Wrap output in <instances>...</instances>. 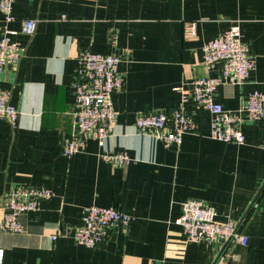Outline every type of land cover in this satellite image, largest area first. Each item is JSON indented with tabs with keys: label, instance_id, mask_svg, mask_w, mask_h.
<instances>
[{
	"label": "crops",
	"instance_id": "crops-1",
	"mask_svg": "<svg viewBox=\"0 0 264 264\" xmlns=\"http://www.w3.org/2000/svg\"><path fill=\"white\" fill-rule=\"evenodd\" d=\"M13 15L7 23L0 11V39L14 32L25 52L17 70L0 76L20 113L15 126L0 119V194L23 185L52 197L22 217V233L0 232L1 264H264L262 123L244 116L243 145L216 141L212 113L189 101L198 128L181 145L136 126L142 113L172 112L196 77L222 76V63L203 65L202 48L233 25L256 69L244 85H220L216 100L237 113L250 93H264V0H15ZM26 20L37 22L32 37ZM186 21L198 22L197 38L184 39ZM83 50L119 57L123 85L112 96V136L103 145L87 137L68 157ZM120 152L131 162L104 160ZM189 201L213 207L222 223L244 225L248 245L191 241L177 224ZM93 205L118 207L133 220L88 248L75 233Z\"/></svg>",
	"mask_w": 264,
	"mask_h": 264
},
{
	"label": "built area",
	"instance_id": "built-area-1",
	"mask_svg": "<svg viewBox=\"0 0 264 264\" xmlns=\"http://www.w3.org/2000/svg\"><path fill=\"white\" fill-rule=\"evenodd\" d=\"M14 1L0 0V11L7 23L15 20ZM36 28L35 20H26L23 23V32L29 37L35 34ZM13 35L14 32L5 31L0 39V76L10 69L17 70L25 52L24 47L13 40ZM197 36L198 22L186 21L183 26L184 39L193 40ZM202 62L206 68L222 63V76L196 77L191 82V89H182L181 101L170 113L140 114L136 126L141 134L162 141L167 146L181 145L184 135L196 133L198 128L194 116L187 109L189 101L212 113L211 138L216 141L243 145L246 142V136L241 129L244 116L246 120L262 123L264 132V93H250L237 113L226 110L216 100L215 94L220 85H244L256 69V61L241 39L240 27L233 25L219 37L206 42L202 48ZM120 63V58L113 55H101L89 50L80 52L74 85L72 138L63 147L64 155L71 157L82 151L87 137L103 145L114 133L117 115L112 96L123 85V78L118 70ZM19 114V110L11 103V93L0 90V119L15 126ZM262 147L264 148V138ZM104 160L114 166L131 162L130 156L125 152L106 154ZM51 197L49 190L23 185L0 194V209L4 211L0 232L22 233V217L37 210L43 201ZM259 204L257 202L254 208ZM217 217L213 207L200 201H189L183 205V213L177 224L184 228L191 241L248 245L249 238L244 231V225L234 221L222 223ZM132 220V216L118 207L89 206L82 226L75 233L76 241L85 247L95 248L114 230L127 227ZM2 258L3 251L0 250V264Z\"/></svg>",
	"mask_w": 264,
	"mask_h": 264
},
{
	"label": "trees",
	"instance_id": "trees-1",
	"mask_svg": "<svg viewBox=\"0 0 264 264\" xmlns=\"http://www.w3.org/2000/svg\"><path fill=\"white\" fill-rule=\"evenodd\" d=\"M261 193H262V195H260V197H259V198H260V200H261V198L264 196V189L262 190V192H261ZM250 214H251V213H250ZM247 217H249V216H247Z\"/></svg>",
	"mask_w": 264,
	"mask_h": 264
}]
</instances>
